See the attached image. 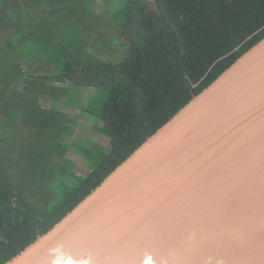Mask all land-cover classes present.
I'll use <instances>...</instances> for the list:
<instances>
[{"label": "trees", "instance_id": "obj_1", "mask_svg": "<svg viewBox=\"0 0 264 264\" xmlns=\"http://www.w3.org/2000/svg\"><path fill=\"white\" fill-rule=\"evenodd\" d=\"M116 1L33 0V32L0 43V264L264 38V0Z\"/></svg>", "mask_w": 264, "mask_h": 264}, {"label": "water", "instance_id": "obj_2", "mask_svg": "<svg viewBox=\"0 0 264 264\" xmlns=\"http://www.w3.org/2000/svg\"><path fill=\"white\" fill-rule=\"evenodd\" d=\"M4 264H264V38Z\"/></svg>", "mask_w": 264, "mask_h": 264}, {"label": "crops", "instance_id": "obj_3", "mask_svg": "<svg viewBox=\"0 0 264 264\" xmlns=\"http://www.w3.org/2000/svg\"><path fill=\"white\" fill-rule=\"evenodd\" d=\"M38 4H43L44 0H37ZM92 8L99 9L100 12L104 11L106 1L103 0L100 6L97 0H93ZM27 14L26 18H20ZM30 13H38L33 0H0V43L1 45L6 44L10 39L18 34L21 25L28 23L26 27L21 28L22 32L31 34L34 28V22L32 23ZM38 14H34L35 17ZM18 18V21L16 20ZM6 48V47H5Z\"/></svg>", "mask_w": 264, "mask_h": 264}, {"label": "rangeland", "instance_id": "obj_4", "mask_svg": "<svg viewBox=\"0 0 264 264\" xmlns=\"http://www.w3.org/2000/svg\"><path fill=\"white\" fill-rule=\"evenodd\" d=\"M106 1V0H105ZM120 0L116 1V3L114 4L113 8H119L120 7ZM98 4L101 6L103 3V0H97ZM107 3V2H106ZM91 91V90H90ZM89 91V92H90ZM92 92V91H91ZM70 111V110H68ZM70 113L73 114H77V115H81L80 111L78 110H71ZM85 118V117H84ZM81 127H80V131L79 133L81 134V136L90 141V140H94L97 144L102 145L103 147L108 148L109 147V142L108 139H106L105 137L99 136L97 133L93 132L90 128L89 123L85 120V119H81ZM1 133H4V131H1ZM12 144L9 141H5L4 143L0 144L1 147H4L6 149H8L9 151H12L13 148L11 149ZM75 160V163H79L78 166V171L82 172L84 170L83 167V161L79 158L73 157Z\"/></svg>", "mask_w": 264, "mask_h": 264}, {"label": "bare ground", "instance_id": "obj_5", "mask_svg": "<svg viewBox=\"0 0 264 264\" xmlns=\"http://www.w3.org/2000/svg\"><path fill=\"white\" fill-rule=\"evenodd\" d=\"M206 89V88H205Z\"/></svg>", "mask_w": 264, "mask_h": 264}]
</instances>
